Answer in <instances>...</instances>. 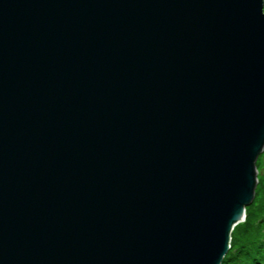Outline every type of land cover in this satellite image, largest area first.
<instances>
[{
    "label": "water",
    "instance_id": "95a60500",
    "mask_svg": "<svg viewBox=\"0 0 264 264\" xmlns=\"http://www.w3.org/2000/svg\"><path fill=\"white\" fill-rule=\"evenodd\" d=\"M263 149V0H0V264H221Z\"/></svg>",
    "mask_w": 264,
    "mask_h": 264
},
{
    "label": "rangeland",
    "instance_id": "374dc122",
    "mask_svg": "<svg viewBox=\"0 0 264 264\" xmlns=\"http://www.w3.org/2000/svg\"><path fill=\"white\" fill-rule=\"evenodd\" d=\"M256 171L254 199L245 208L244 221L233 228L221 264H264V149L257 158Z\"/></svg>",
    "mask_w": 264,
    "mask_h": 264
}]
</instances>
